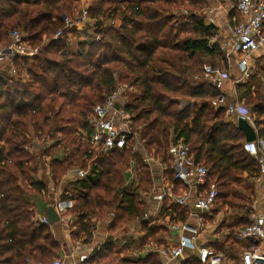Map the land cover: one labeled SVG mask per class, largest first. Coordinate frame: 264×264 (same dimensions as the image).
I'll return each instance as SVG.
<instances>
[{"label": "trees", "instance_id": "1", "mask_svg": "<svg viewBox=\"0 0 264 264\" xmlns=\"http://www.w3.org/2000/svg\"><path fill=\"white\" fill-rule=\"evenodd\" d=\"M81 1L0 0V48L10 43L12 31L22 30L27 44L38 49L26 75L18 56L16 74H0V264L60 259L62 246L51 225L35 219L33 196L42 195L47 184L35 179L39 159L26 149L34 138L69 145L63 160H51L55 182L73 168L87 170L67 186L77 195L64 213L77 216L72 239L91 244L98 223L112 217L107 241L93 249L86 263L132 264L120 256L128 249L113 237L133 223L144 233L140 249L159 242L158 235L167 231L153 219H143L149 208L145 197L156 183L151 165L134 150V134L140 135L146 155L161 161L163 176L176 192L186 186L175 179L168 150L183 138L196 162L209 168L205 187L218 189L216 212L234 205L229 198L237 185L262 176L260 162L244 148V132L217 106L219 88L204 76L206 60L217 66L226 58L218 42L212 43L218 28L200 15L207 0H90L95 32L70 50L65 17L73 18ZM60 30L64 37L55 39ZM252 78L237 86V96L252 105L258 141L264 142V95ZM124 84L137 89L119 103L132 115L128 144L94 153L82 133L89 131L95 107ZM241 215L239 229L251 221L249 212ZM189 216V207L165 200L159 218L186 222ZM234 218L237 223V213ZM158 259L149 253L138 262L161 264ZM185 264L202 263L190 258Z\"/></svg>", "mask_w": 264, "mask_h": 264}, {"label": "built area", "instance_id": "2", "mask_svg": "<svg viewBox=\"0 0 264 264\" xmlns=\"http://www.w3.org/2000/svg\"><path fill=\"white\" fill-rule=\"evenodd\" d=\"M88 7L80 6L75 13L77 17H65L68 31V40L75 35H85L86 37L94 34L95 20L88 14ZM237 9L240 13L239 22L230 28L231 42L225 43V47L230 52L241 53L240 58V74L235 80V84H242L251 79L254 75V64L252 54L264 48V0H238ZM72 29V30H71ZM72 31V32H71ZM63 31H58L55 39L64 37ZM77 37V36H76ZM75 37V38H76ZM26 33L22 30H14L10 33V43L0 48V60L11 56H20L32 58L38 52L37 48H32L25 41ZM97 40L99 38H96ZM216 42V38L212 43ZM205 78L214 83L220 90L217 106L224 107L228 117L237 115L247 119L252 125L253 115L248 106L243 102L231 101L224 93V85L229 80L230 75L218 66H203ZM137 89L130 84L121 85L117 91L106 96L103 104L95 107L93 115L89 118V131L82 133L83 140L90 144V148L94 153L107 152L112 149H121L128 144V140L132 134L131 121L132 115L119 103L124 101V92H133ZM126 97V96H124ZM139 138V135H137ZM32 141H37L35 138ZM41 145H26V149L32 154H36L38 159L46 160L47 188L42 193L43 198L54 206L55 211L60 216V220H64V213L73 206L77 195L68 190L64 185L66 175H70L73 181L84 178L87 170L81 167L71 169L63 180L55 182L52 179V170L49 166L50 156L44 152L45 148ZM140 146V145H139ZM37 147V148H35ZM50 148L48 145L46 148ZM138 148V146L134 147ZM245 150L253 158L261 164L262 177H264V147L256 142H245ZM168 156L171 159L170 169L175 179L184 183L189 189L174 191L173 184L165 177L158 191L149 193L145 197L148 209L143 215L144 220L151 219V211H149L152 203L162 206L165 200L168 204H176L182 207L189 206V200L194 199L195 211L200 214L212 213L215 209L218 197V189L215 186L205 187L208 181L209 168L203 164L196 162L191 148L183 138L177 139L171 143ZM151 157L147 156L145 160L148 162ZM49 162V163H48ZM150 163V162H148ZM163 165V164H161ZM133 172V169H131ZM164 170V167H163ZM38 181H41L40 179ZM44 181V180H42ZM45 182V181H44ZM155 215V214H154ZM169 219V217H167ZM35 219L39 222L49 224L46 215L39 216L36 214ZM170 231L176 235L177 245L168 252L169 257L175 261V264H182L185 260L184 254L186 248L196 250V257L202 264H223L224 254L217 252L209 246H198L196 240L199 235V228L190 227L186 222H170ZM190 231L189 236L179 234L181 232ZM235 237L247 240L250 243L242 254L243 264H264V251L257 245L258 242L264 240V211L252 214L250 224L239 229L235 233ZM114 241L120 244L126 243L120 237H114ZM84 259V258H83ZM51 264H66L62 259H57Z\"/></svg>", "mask_w": 264, "mask_h": 264}, {"label": "crops", "instance_id": "3", "mask_svg": "<svg viewBox=\"0 0 264 264\" xmlns=\"http://www.w3.org/2000/svg\"><path fill=\"white\" fill-rule=\"evenodd\" d=\"M217 0H207V5L204 8L206 16L205 22L207 24H214L218 28V36L216 37V42L220 45L223 52L226 50L228 53L226 54L228 61L232 63V67L235 70L236 76L240 74V58L241 53H235L230 52L229 48L226 46L224 47L225 43H228L229 40H231V33L230 28L234 27L239 22V17L237 16V19L235 16L232 18L230 17V13H228L225 18L221 19L220 21L217 19V22L214 21L211 16L208 14L209 10H211L214 6L216 9L215 11H219L220 6L217 5ZM81 4H88V0H83L82 3L80 2L77 4L74 8V15L76 10L81 6ZM77 8V9H76ZM212 12V11H211ZM76 17V16H75ZM227 33V34H226ZM76 33L72 32L73 38H75L77 35ZM227 35V36H226ZM226 36V37H225ZM226 38V39H225ZM228 38V39H227ZM5 47V46H4ZM3 48V47H1ZM16 56H11L8 58H5L4 60H0V74H15L16 69L14 66V58ZM19 57L22 70H25V64L28 63V60L31 58L27 57ZM252 60L254 64V77L252 80L254 81L255 85H259L258 89L260 94L264 95V48L255 51L252 54ZM227 72V71H226ZM230 75V74H229ZM230 79V78H229ZM251 80V81H252ZM7 82H11V80H6ZM228 81V80H227ZM252 81V82H253ZM244 84V83H242ZM242 84H235L234 88L231 86V90L228 89L229 83H225L224 90L226 89V95L231 101H237L238 103H242L241 100H238V89L237 86ZM254 89V87H253ZM247 106V105H246ZM250 108V107H249ZM251 110V108H250ZM253 115V114H252ZM228 117V116H227ZM230 119H235V116L228 117ZM254 116H253V123H254ZM237 122V121H236ZM255 127V124H254ZM45 143V141H43ZM42 141H31L30 145H40L39 143H42ZM258 145H261L264 147V142L259 140L257 141ZM48 144H44L45 150L48 151V153L54 148L59 147L63 151L62 153H59L57 155H54L53 158L63 160L65 156V152L69 150V147H64L62 145H52L50 144V148H46ZM37 148V147H35ZM51 153V152H50ZM50 156V155H49ZM48 156V157H49ZM145 157V155H144ZM51 159V156L49 157ZM52 160V159H51ZM50 160V163H51ZM151 165V168L153 170V177L155 179V192L159 190L161 182L163 181V165H161V161L159 159H156L154 156H151V159L148 161ZM49 163V162H48ZM49 163V166H50ZM46 160H40L39 159V167L38 171L35 174L36 180H44L47 182V176L44 174L46 171ZM133 177V172L130 169L126 172V178L127 180H131ZM73 180L71 179L70 175H66L65 177V183L64 185L69 187L70 182ZM184 184V183H183ZM185 185V184H184ZM186 186V185H185ZM238 188H241L243 191H241L239 194L237 193V223L235 222L234 216L231 217L232 220L228 223V225L223 226V221H219L220 211L216 212V206L213 210L212 214H200L195 211V207L193 205L194 199L191 197L189 200V209H190V216L186 223L190 227L199 228V235L196 240V245L198 246H209L212 249H214L217 252H221L224 254V261L223 264H243L242 263V254L243 252L250 247L252 243H250L247 240H242L235 237V233L239 230V218L242 217L241 214H245L246 212H249L250 218L252 214L257 212L264 211V177H250L246 178V180L237 185ZM68 189V188H67ZM189 188L186 186L184 190H188ZM245 190V191H244ZM234 194H232L231 197H233ZM230 197V198H231ZM33 201L35 203V212L37 215L42 216L45 215V207L47 208L50 205V202L46 201L42 195L37 194L33 196ZM37 202H39L40 206H37ZM46 204V205H45ZM153 205L150 206L149 211H151V219L153 221L158 222L159 226H162L163 228H166L167 231H164L158 235L159 242H152L151 244L144 246L143 248H139L138 246V240H140L144 233L141 229V226L139 223H133L131 224L125 231L116 234L114 237H120L121 240L126 241L124 244H120L117 242V245L121 247H125L124 249H128L126 252H124L123 257H127L128 259L131 258L132 264H151L149 262L139 261V259L146 257L149 253H156L159 255L158 261L161 264H175V261L172 260L168 252L177 245V239L176 235L173 234L172 231H170L169 224L170 221L166 217L165 219L159 218L160 217V210L161 206H157L155 202L152 203ZM45 205V206H44ZM47 210V209H46ZM155 214V215H154ZM218 218V219H217ZM217 219V222L215 225H212L210 222L211 220ZM112 217L106 219L105 221H101L98 223L97 229L93 232V238L91 244H85L80 241L73 240L70 235V229L73 228L77 223V216L74 214H69L65 217L64 220H60L59 223L55 225H51L52 230L54 232V235L56 239L60 242L62 246L60 259L65 261L66 264H96V263H86L88 260L91 252L96 246L104 244L108 237V227L111 223ZM242 220V218L240 219ZM223 227L229 228V230H233L237 227V231L234 233L233 238H229L230 233H227ZM179 234L189 236L191 233L190 231L181 232ZM113 237V239H114ZM257 245L260 247L261 250L264 251V240L257 243ZM136 250L137 252L133 251ZM84 258V259H83ZM185 260L182 261V264H185L186 261H188L190 258H196V250H193L191 248L185 249L184 254ZM100 264H109L108 262H103Z\"/></svg>", "mask_w": 264, "mask_h": 264}, {"label": "rangeland", "instance_id": "4", "mask_svg": "<svg viewBox=\"0 0 264 264\" xmlns=\"http://www.w3.org/2000/svg\"><path fill=\"white\" fill-rule=\"evenodd\" d=\"M88 2L90 3V0H88ZM217 2V5H222V6H220V8H219V11H215L216 9H214L215 8V6L211 9V10H209L208 12V14L211 16V18L214 20V21H216L217 22V19L220 21L221 19H223V18H225L226 16H228L227 14L228 13H230V17L232 18L233 16H235V17H237V4H238V0H217L216 1ZM81 3H82V1H81ZM87 4H81V6L82 7H84V6H86ZM212 11V12H211ZM200 15L202 16V17H205L206 16V14H205V11L204 10H202L201 12H200ZM75 16L77 17V13H75ZM218 17V18H217ZM217 18V19H216ZM105 24H107L108 22L107 21H105L104 22ZM227 34V33H226ZM227 36V35H226ZM225 36V37H226ZM87 39V37L85 36V35H77V37L76 38H73V37H71L70 38V40H68L67 41V43H68V48L70 49V50H76V48H77V43L79 42V41H85ZM226 39V38H225ZM228 39V38H227ZM231 42V40H229V42L228 43H230ZM224 47H225V45H224ZM228 53V51H224V55H225V59L223 60V61H221L220 63H218V67H220L221 69H223V70H225V71H227L229 74H230V79L226 82V83H229V87H228V89H230L231 90V86L234 88V86H235V80H236V78L238 77V75L236 76V73H235V70H234V68L232 67V63L231 62H229L228 61V58H227V56H226V54ZM253 61V60H252ZM30 63H31V59H29L28 60V63H26L25 64V70H22L23 71V73H24V75H26V69H27V67L30 65ZM205 63H207V64H209V65H213V63L210 61V60H206L205 61ZM204 63V64H205ZM204 64H203V66H204ZM16 74V73H15ZM14 74V75H15ZM207 79V78H206ZM208 80V79H207ZM210 81V80H209ZM253 81V80H252ZM211 82V81H210ZM214 84V83H213ZM255 84V83H254ZM215 85V84H214ZM254 87V86H253ZM118 88H120V85H119V87ZM224 91V93H227L226 92V89L225 90H223ZM124 96H126V97H124ZM124 96H123V99L124 100H121V101H124L123 103H125L128 99H127V93H125L124 92ZM230 100V99H229ZM242 102L245 104V105H247L248 107H252V105L251 104H248L247 103V101L246 100H242ZM132 131V130H131ZM137 135H139V134H134V136H135V142H134V147H136V146H138V148H134V150H136V151H140L141 153H143V155H145V157L144 158H146L147 157V155H146V152L143 150V142H142V139H141V137H140V135H139V138H138V136ZM58 138H59V136H57ZM55 141V139L54 140H48V141H46L45 143L43 142V145L44 144H48V145H50V144H52V145H58L57 143L56 144H54L53 142ZM61 144L60 145H62V146H64V147H68L69 145H67V144H65L64 142H60ZM29 145V144H28ZM41 145V144H40ZM140 145V146H139ZM62 149L61 148H59V147H57L56 146V148L54 149H52L50 152H49V154H50V156H51V159L54 157V155H57L58 154V152L59 153H62ZM67 152H68V150H67ZM67 152H65V155L67 154ZM49 156V155H48ZM241 191H243L241 188H238V190H237V186L234 188V192H233V194H234V196L233 197H231V198H229L230 200L229 201H231V203H234V205L233 206H231V207H223L222 209H221V213H220V216H219V221H223V226H226V225H228V223L230 222V220H232L231 219V217L232 216H234L235 217V214L237 213V193L239 194ZM245 191V190H244ZM46 205V204H45ZM44 205V206H45ZM37 206L39 207L40 206V204H39V202H37ZM48 208V207H47ZM46 207H45V214H46V209H47ZM210 214H212V213H210ZM217 219L215 220V222H214V220L212 219L210 222L212 223V225H215L216 223H218L217 222ZM60 221H57L56 223H54L53 225H55V224H57V223H59ZM224 228V230L227 232V233H230V231L231 230H229V228L227 227V229H225L226 227H223ZM237 229V227L235 228V230H234V232L235 231H237L236 230ZM232 236L234 237V234H232ZM133 251L134 252H137L136 250H134L133 249ZM119 255H120V252H119ZM120 256H124V254L123 253H121V255Z\"/></svg>", "mask_w": 264, "mask_h": 264}, {"label": "water", "instance_id": "5", "mask_svg": "<svg viewBox=\"0 0 264 264\" xmlns=\"http://www.w3.org/2000/svg\"><path fill=\"white\" fill-rule=\"evenodd\" d=\"M237 124L239 128L244 132L246 142H256L258 141L257 132L254 125H252L247 119L243 117H238L235 115ZM46 217L50 225H53L57 221H60V216L54 209L53 205H49L46 210Z\"/></svg>", "mask_w": 264, "mask_h": 264}]
</instances>
